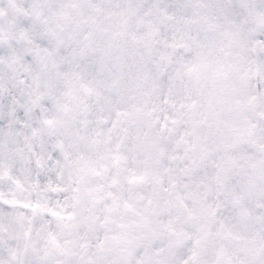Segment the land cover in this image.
<instances>
[{"label":"snow or ice","instance_id":"snow-or-ice-1","mask_svg":"<svg viewBox=\"0 0 264 264\" xmlns=\"http://www.w3.org/2000/svg\"><path fill=\"white\" fill-rule=\"evenodd\" d=\"M0 264H264V0H0Z\"/></svg>","mask_w":264,"mask_h":264}]
</instances>
